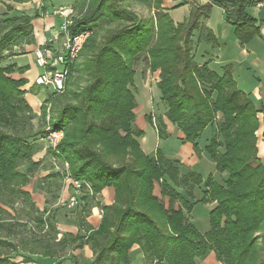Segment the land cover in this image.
Returning <instances> with one entry per match:
<instances>
[{
    "label": "trees",
    "instance_id": "trees-1",
    "mask_svg": "<svg viewBox=\"0 0 264 264\" xmlns=\"http://www.w3.org/2000/svg\"><path fill=\"white\" fill-rule=\"evenodd\" d=\"M131 1L145 6L147 15L130 9ZM193 1L181 0L178 6ZM259 1L264 0H215L241 45L259 33L256 20L247 12ZM161 4L162 0H73L75 15L68 34L88 31L89 35L68 66L63 91L48 93L42 104L53 103L51 130L63 132L51 151L54 158L68 165L70 178L91 189V193L83 189L77 202L81 199L90 205L104 188L114 190L113 202L100 206L95 229L79 221L85 230L82 235L67 233L55 241L42 233L55 229L54 215L35 207L26 186L40 165L33 159L39 150L34 140L46 133L32 129L36 115L25 99L27 79L11 76L26 67L0 66V264H14L19 256L32 261L22 252L59 257L65 248L85 244L93 252L91 264H130L134 245L142 252L144 264H196L210 252L222 264H264V155L258 157L256 135L257 114L264 106L256 108L237 87L230 66L219 74L194 59L195 32L197 41L211 47L217 44L203 24L212 4L191 3L188 16L178 23ZM5 9L0 13V62L16 55L14 47L34 43L31 22L44 14L46 6L34 9L32 15L10 4ZM141 54L151 73L159 71L156 86L165 118L183 133L182 143L191 144L198 157L204 152L215 163L219 180L212 174L204 178L160 149L154 155L141 149L138 139L144 132L133 126L134 64ZM147 119L150 122L151 115ZM213 125L202 149L198 140ZM155 130L159 139L170 136L162 120ZM156 185L161 197L154 194ZM211 202L215 204L208 214L209 229L201 232L184 210L189 214L197 203ZM25 210L33 215L30 227L20 217L28 215ZM17 235V241L10 239Z\"/></svg>",
    "mask_w": 264,
    "mask_h": 264
},
{
    "label": "crops",
    "instance_id": "crops-1",
    "mask_svg": "<svg viewBox=\"0 0 264 264\" xmlns=\"http://www.w3.org/2000/svg\"><path fill=\"white\" fill-rule=\"evenodd\" d=\"M41 0H28L23 3H15L8 0H0V4L5 9V4H10L13 8L27 15H32L34 9H38L41 6ZM181 0H162L161 7L165 12H168L170 17L175 23L183 21L189 13V9L191 7V3H195L198 5L212 4L211 13L209 17L203 21V24L206 28H208L214 37L215 42L217 43L215 47H211L210 44L204 41H197L199 36L198 32L194 34V47H193V55L194 59L199 63H207L208 66L215 70L217 73L222 74L224 66H230L232 70V76L235 80L237 87L242 90L248 98L254 103L256 108H260L264 106V7H258L256 4L247 9V12L256 20V26L259 28V33L253 37V39L247 44L241 45L234 35V27L227 23L223 17V9L215 3V0H194L193 2H189L184 5H179ZM73 4V2H72ZM72 4L70 9L72 8ZM56 7H64L63 5L52 6L53 10ZM145 7V6H144ZM72 11V9H71ZM4 12V11H3ZM47 12L45 10L44 14ZM53 12V11H52ZM2 13V12H1ZM48 13V12H47ZM43 17L39 16L32 20L33 26V34H34V43L23 45L21 48H18L16 52H20L21 54H16L11 57L5 58L1 61V63L12 64L15 63L17 67H26V70L23 73L13 72L11 76L15 79L25 78L28 73H30V69H28V60L35 61V50L41 48L45 49L49 52V55H56L58 52L62 50L63 46V38H58V29L59 25L62 22V18L58 15H53L52 13H48L49 15ZM71 16H73L71 14ZM55 18H58L60 24L57 25ZM46 33L49 34V38L46 39ZM36 64V63H35ZM41 68V67H40ZM42 69V68H41ZM42 71V70H41ZM157 72V77L153 80V94L154 96H160L159 90L156 86L157 81L159 80V71ZM154 72V73H156ZM41 72H39L40 74ZM151 73L148 68L146 72L140 73L139 76L144 77V80L137 82L135 72L134 75V83L133 87H138L142 89L143 92H147V88L149 86V79L151 77ZM37 76V75H36ZM152 79V77H151ZM146 81V82H145ZM34 85V84H33ZM32 85V86H33ZM31 86L27 84L23 87L27 92L25 94V99L32 108L33 112L39 114L41 109L42 98H39V95H35L30 93L28 90ZM135 92V98H136ZM259 118V128L257 131H260L264 136V110L259 111L257 114ZM166 125V131L170 135L167 139L162 140L159 139L156 133L155 128L146 124L141 126L144 134L141 138H139V144L143 152L147 155H154L156 149H160L162 153L170 159H177L179 162L185 166L190 168L193 171L198 172L203 177L208 174L214 175L215 172H207V174H203V170L201 171L195 169V167L201 162L205 161L207 164H210L208 168L215 170V163L211 161L204 152H202L201 157H198L189 143H182L183 133L173 126L169 121H164ZM214 126H208L206 130V137L204 139L203 144L199 145L203 149L205 145H207L209 139L212 136V132ZM147 130L148 135L146 136L145 131ZM162 141L165 146L161 147V145L157 144ZM167 141V142H166ZM264 155V143L262 150V157ZM39 158V157H38ZM39 160V159H35ZM61 162V161H60ZM53 170L55 172L59 168V163L52 161ZM50 169V167L48 168ZM65 171V169H64ZM63 171H61L62 173ZM58 180L57 184L60 187L57 190L59 192V198L57 203L63 204V200H67L69 196L72 195V185L70 184L69 178ZM29 185V184H28ZM28 185L26 186L27 190L31 194L32 200L35 203V207L39 210H42L46 205V201L43 199L42 194L39 191L32 192ZM158 188V192L160 193V189ZM155 191V189H154ZM56 194V193H54ZM155 194V193H154ZM114 200V190L113 188H104L99 194L95 196L94 204L91 205L89 216L86 217L87 227L95 229L101 218L100 206L111 204ZM55 203V201H54ZM56 205V203H55ZM54 205V206H55ZM211 209V208H210ZM50 212V210H47ZM54 215L56 228L59 233H71V234H84V228H79L76 224V220L74 217L67 214L62 216L60 214V210H55L52 212ZM65 253L61 257H49L42 256L39 254H32V261H25L22 257H17L15 261L17 264H91L94 259L93 252L90 249V246L85 244L80 247L72 246L67 247L63 250ZM131 261L130 264H144L143 254L140 252L137 245H134L130 250ZM70 257H73L76 262H72Z\"/></svg>",
    "mask_w": 264,
    "mask_h": 264
},
{
    "label": "rangeland",
    "instance_id": "rangeland-1",
    "mask_svg": "<svg viewBox=\"0 0 264 264\" xmlns=\"http://www.w3.org/2000/svg\"><path fill=\"white\" fill-rule=\"evenodd\" d=\"M40 2H41V6L42 5L46 6L47 12L49 14L53 13L52 11H54L56 8H58V7H56L53 10L52 6L63 5L67 8L65 10L66 14L75 15L70 9L73 0H49L48 2H43V1H40ZM127 5L129 6L130 9L135 11L140 16H145L148 13V9L139 3H135V2L131 1V2H128ZM41 6H39L38 9H40ZM3 11H6V9H4L2 7V5L0 4V13ZM41 17H43V14L41 15ZM71 18H72V16H71ZM55 21H56L57 25L60 24V21L58 18H55ZM57 31H58V38L57 39H59V42H60L61 38H63V40H64V37H63L64 35L61 32H59L60 31V25H59V29ZM49 37H50L49 34L46 33V39H48ZM18 48L19 47H14V51L16 52V50H18ZM16 54H18V52H16ZM5 58H7V57H5ZM4 59H2V60H4ZM3 62L2 63L0 62V66L4 67V66L8 65L7 63L5 64ZM27 64H28V69L31 70L30 73H28L27 76H25L27 79V82H28V86H31L28 91L30 93L35 94V95H39V98H41L43 96L47 97L48 91L45 89H42L39 86L34 84L35 78L38 76L39 72H42L41 71L42 69L35 64V61L28 60ZM134 69H135V72L137 73L136 81L139 82V81L144 80V77L139 76V74L141 72L145 73L147 70V59H146L145 54H141L137 57L136 62L134 64ZM156 75H157V72L154 74H151L152 79L150 77L149 86L147 88L148 90L146 93L143 92V90L139 89L138 87H133V90L136 92V96H137L136 97L137 107L135 109L136 118L133 122V126L135 128L141 129L142 128L141 126H144L146 124H150L155 128V126L158 124L159 120H162L163 122L168 121L164 116V113L166 110L164 103L161 101L160 96H154V94H153V89H154L153 80L156 79V77H157ZM74 76H75V74H74ZM66 81H68V77H67ZM81 85L82 84H80V86ZM49 92H51L50 89H49ZM46 97L42 98L43 99L42 103L44 102ZM42 103H41V106L43 105ZM44 108H45L44 124H43V121L41 120V117H40L41 109H40L39 114L34 113L36 115V117L32 121L33 131H37L39 129H44L43 131L46 133V135H45V137H42V138L39 137L38 139L34 140V141H36V144L38 145L39 150L34 154L33 159H39L40 165L36 169L33 176H31L28 188L32 192L39 191V193H41V194L43 192V195H44L43 199H44V201H46V205L44 206V208L42 210H39L37 207V209L39 211H41V212L46 211L47 212V210H50V213H52L54 211V209L58 210V211L60 210V214L62 216L67 215V214L69 215V213H70L72 218L74 217V219L76 220L77 226L80 224L79 221L82 222L81 224H83V226H87L89 224H87V222H86V217L89 216L91 205H93L94 202H91L90 205H87L84 201H82L80 199V201L78 200L77 204H75L74 206H68V200H66V201L63 200V204H62V202L57 203L58 198H59V195H58L59 192L57 193V190L60 188L58 186L59 184H57L58 183L57 181L60 180L61 178H62V180L66 179L65 177H67V175H68V171H67L68 165L66 166L65 163L62 164L60 162L62 160L59 159L58 157L57 158L59 160L54 158V155L52 154L56 145L62 139L63 132L61 130H56V131H61V136H59V138L56 140L51 139L49 137L50 136L49 133L52 132L51 126L49 123L51 121V118H52L53 112H54L53 103H51V102L46 103ZM148 115H151V117H152V120L150 122L147 119ZM145 134H146V136L148 135L147 130L145 131ZM256 135L258 138V140H257L258 157L262 158L264 136L262 135V133L260 131H257ZM205 137H206V130H204L202 132V134L199 138L200 144H203ZM155 138L157 139L156 135H155ZM158 140L159 139H157V144L161 145V147L166 145L162 141L158 142ZM138 141H139V139H138ZM55 142H56V144H54ZM50 152H51V154H50ZM52 161L59 163V165H58L59 168H57L58 170H56V171H59L58 174L61 177H57V175H56L57 172H55L53 170V168H51V166H53ZM207 165L210 166V164H207V162L201 161L195 167V169H197L199 171H201L200 169H202L204 172L203 174H205V175L207 174V172H211V173L215 172L214 176L216 177L217 180H219L220 179L219 175L216 173V170H214V167H213V169H211V168L209 169ZM49 167H50V169H48ZM64 169H65V174L63 176L61 174V171H64ZM54 193H56V194H54ZM154 193L158 197H161L160 193L158 192L157 185L155 186ZM200 197H201L200 190L195 191V199L198 200ZM54 201H55L56 205H55ZM214 204H215L214 202L207 203V204L197 203L196 205H194V207L192 208V210L189 214L186 213L185 210H184V212H185V214H186V216L190 222H192L201 232H205L209 229V223H208L209 210H210V208H212L214 206ZM14 207H17V209H20L19 204L18 205L15 204ZM7 210L13 214V211L11 208H7ZM100 211H101V209H100ZM25 212H27L28 215L23 214L20 217H21L22 221H24V222L28 221L29 227H30V225H34V221L32 219L33 215L31 214V212H29L27 210H25ZM101 214H102V211H101ZM16 215H18V214L16 213ZM54 224H55L54 230L53 229H50V230L45 229L42 231V233L46 232L47 235L50 236L51 239H54L55 241H57L58 239L62 238L65 235V233H59V231L56 228L55 221H54ZM82 227H79V228H82ZM22 234L26 235L27 233L25 231H23ZM19 236L20 235H17L16 237H10V239L14 240V242H15V241H17ZM64 254L65 253L62 252L60 255L63 256ZM22 255L27 256V257L29 256L31 259L33 258L32 254H29L27 252H22ZM61 256H59V257H61ZM15 260H16V258L14 259V264H17L18 262ZM196 264H222V263H220L216 260L213 252H210L205 257L196 259Z\"/></svg>",
    "mask_w": 264,
    "mask_h": 264
},
{
    "label": "built area",
    "instance_id": "built-area-1",
    "mask_svg": "<svg viewBox=\"0 0 264 264\" xmlns=\"http://www.w3.org/2000/svg\"><path fill=\"white\" fill-rule=\"evenodd\" d=\"M256 5L258 7H264V1H259ZM52 14L62 18L59 32L64 35L63 48L56 55H49L47 50L41 48L35 50V63L38 67L42 68V72L35 78L34 84L47 90L48 93H50L49 89L51 92L60 93L63 91L65 81L68 77V66L77 58L89 32L84 31L77 35L70 36L68 34V27L72 23L71 14H66L64 7L56 8ZM44 15L47 16L48 13L46 12ZM49 134L51 139L56 140L61 136V131H52ZM54 144H56V142ZM67 178H69L73 190L72 195L67 199L68 206H74L77 203V197L81 194V191L85 189L91 193V189L88 184L70 178L69 174Z\"/></svg>",
    "mask_w": 264,
    "mask_h": 264
}]
</instances>
